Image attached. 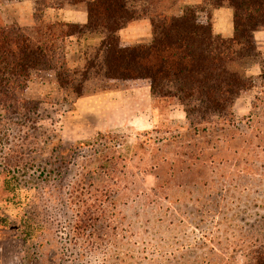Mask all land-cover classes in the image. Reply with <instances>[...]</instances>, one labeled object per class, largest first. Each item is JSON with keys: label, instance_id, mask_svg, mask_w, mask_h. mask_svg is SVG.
<instances>
[{"label": "rangeland", "instance_id": "obj_1", "mask_svg": "<svg viewBox=\"0 0 264 264\" xmlns=\"http://www.w3.org/2000/svg\"><path fill=\"white\" fill-rule=\"evenodd\" d=\"M0 17L34 27L33 0ZM49 79L0 103V264H264V77L196 129L150 118L143 89L72 103Z\"/></svg>", "mask_w": 264, "mask_h": 264}, {"label": "trees", "instance_id": "obj_2", "mask_svg": "<svg viewBox=\"0 0 264 264\" xmlns=\"http://www.w3.org/2000/svg\"><path fill=\"white\" fill-rule=\"evenodd\" d=\"M48 1L33 0L32 28L5 24L0 17L4 107L24 101L19 95L29 81L47 77L72 103L88 95L149 87L153 106L161 111L181 106L183 124L196 129L215 120L233 123L236 100L264 77L254 39L264 29V0H70L85 10V23L57 15L50 19ZM222 7L232 10L230 37L213 30V12ZM142 19L151 26L149 43L122 40L120 30ZM69 39L77 47L73 66L66 56ZM254 64L260 67L258 75L247 73Z\"/></svg>", "mask_w": 264, "mask_h": 264}, {"label": "crops", "instance_id": "obj_3", "mask_svg": "<svg viewBox=\"0 0 264 264\" xmlns=\"http://www.w3.org/2000/svg\"><path fill=\"white\" fill-rule=\"evenodd\" d=\"M63 18L70 22H76V23H85L87 20V14L85 10L82 9H66L63 11ZM213 30L216 33H219L225 37H230L233 34V16H232V10L227 7H222L215 9L213 12ZM120 37L122 40L134 43V44H146L149 43L151 39V26L149 23V20L142 19L139 21H135L128 26L122 28L119 32ZM254 39L256 42V47L261 53V55H264V29L258 30L254 34ZM73 41V42H72ZM74 47V51L76 52V45L74 43V40L71 39V47ZM76 64V55L73 60H71V65ZM257 69L252 68L251 70H247L248 74L252 75H258L260 73V67L258 64ZM140 89H143V91L146 93L147 101L149 102V108L147 111L149 112V117H153L155 113L156 107L153 106V103L151 101L150 97V90L149 87H139ZM139 88H131L127 90H117V91H110L107 93H115V92H129L132 90H136ZM105 93V94H107ZM80 99V98H79ZM82 99V98H81ZM78 100V99H77ZM146 101V99H145ZM75 111L79 112L80 108L78 107L77 103L75 104ZM168 116L173 121L183 122L185 119V113L181 106L179 105H170L168 107ZM146 114V109L143 110ZM142 112V111H140ZM139 112V113H140Z\"/></svg>", "mask_w": 264, "mask_h": 264}]
</instances>
